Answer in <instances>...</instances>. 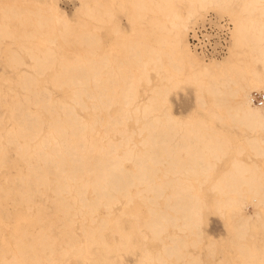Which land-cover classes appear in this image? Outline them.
<instances>
[{"label":"bare ground","instance_id":"1","mask_svg":"<svg viewBox=\"0 0 264 264\" xmlns=\"http://www.w3.org/2000/svg\"><path fill=\"white\" fill-rule=\"evenodd\" d=\"M256 2L82 0L78 16H71L57 0H10L0 4V53H7L12 63L24 66L16 72V81L34 91L36 97L41 95L49 108L58 103V117L64 115L44 130L41 117L29 105V95L24 100L17 98L11 108L0 111V197L9 196L14 211L3 203L0 206L8 220L5 225L13 223L8 235L13 238V233H19L12 247L0 244V264L62 263L59 255L68 262L70 253L82 251L83 236L88 244L84 248L88 250L110 222L121 233V241L130 245V234L114 210L118 203H133L136 195L150 202L165 199L166 208L150 207L144 225L161 240L167 232L172 241L156 251L146 248L136 264H179L167 260L172 255L185 259L184 264H201L200 254L186 251V239L179 232L170 231L169 226L182 232L195 229L200 235L203 233V212L207 207L205 195L200 192L207 182L216 192L215 209L221 214L232 211L237 226L235 235L244 236L242 226L247 229L252 220L260 218L264 207V168L254 159L234 156L226 169L217 171V162L233 153V149L228 152V139L234 137L222 128L208 129L209 120L202 116L195 120L173 114L168 97L180 81L194 80L198 97L213 95L221 104L224 92L236 84L227 73L238 65L239 58L206 61L188 45V27L211 8L233 17L232 44L242 45L241 49L248 47L249 55L252 51L264 69V20L255 17ZM119 7L127 12L134 26L131 34L122 30ZM260 7L259 15L264 16V7ZM102 30L116 36L120 53L106 48ZM63 48L76 49L69 54ZM253 63H249L251 68L245 64L243 79L248 80V85L263 83L264 92V74ZM5 77L11 80L10 76ZM48 77L54 86L71 88L72 99L84 108V113L65 96L56 97L46 84ZM235 92L240 113L236 119L251 130L242 139L256 154L264 156V105L259 107L255 102V91L250 93L241 87ZM84 95L91 98L94 108L114 110L107 119L97 116L88 121L89 104ZM163 107L162 114L159 109ZM130 119L140 123L137 135L141 136L142 147L136 148L137 143L133 142L135 130L126 129ZM97 121L104 126L102 129L94 127ZM196 127L206 131L198 132ZM9 145L14 146L16 158L9 156ZM16 159L24 167L9 173L6 170ZM127 162L133 165L130 167ZM137 185L142 189L134 191L132 187ZM72 186H76L77 196L71 195ZM51 190L57 209L72 207L68 196H72L74 204H82L85 211L79 227L63 231L51 224L47 228L38 218L37 227L33 223L21 226L24 220L29 221V216L36 218L37 212H45V194ZM88 193L93 194L92 198H88ZM248 203L252 204L253 213H245ZM234 243L241 251L243 264H264V240ZM209 246L213 256L214 242ZM9 249L10 255L5 252ZM217 264L232 262L223 257Z\"/></svg>","mask_w":264,"mask_h":264},{"label":"rangeland","instance_id":"2","mask_svg":"<svg viewBox=\"0 0 264 264\" xmlns=\"http://www.w3.org/2000/svg\"><path fill=\"white\" fill-rule=\"evenodd\" d=\"M7 1L10 2V0H0V4H6ZM59 5L65 9L71 16H78L79 13V6L82 4V0H57ZM3 2V3H1ZM255 17L257 19H263L264 16L259 15L260 6L264 7V0H258L255 4ZM215 13L219 17H226L228 18L231 23L233 24L232 29V37L231 42L228 48V51L226 54L222 56H205L195 49H193L190 45L189 35L191 30L201 22H203L210 14ZM117 15L118 19L121 21L122 24V30L127 32L128 34H131L134 32V26L132 22L129 19V16L126 11H123L120 7L117 9ZM105 39L106 42V48H112V50L116 53H120L122 51L121 47L116 43L115 35L113 33L109 34L107 31L102 30L100 32ZM115 40V41H114ZM187 41L189 48L194 51L196 54H198L200 57L205 59L206 61L215 60V61H231L233 59H238V65H236L233 69H231L230 73L228 74V78H231L233 80H236V84L231 86V91L227 90L223 94V103H216V97L213 95H205L202 96V98L197 96L196 88V82L194 80H186L184 79L182 82L180 81V84L178 83V86H174L169 93V107L173 114L184 117V118H194L195 120L199 119L201 116L204 117L206 120H209L207 122L208 129L211 130H219L220 128L224 129L225 132L230 133L228 139V152L233 149V153H228L222 161L217 162L216 170L220 171L222 169H226L229 165V161L234 156H240L244 158L245 160L250 161L251 159H254L258 161L260 166L264 168V156L260 154H256L254 152L249 143L242 139L243 135L246 133H249L251 130L244 125L243 123L239 122L236 119V116H238L240 113L237 111V103L238 100L237 94L235 92V89L239 90L241 87L246 88L247 90L252 93L255 91L256 93H264L262 90L263 83L255 81L253 84L250 83L248 85V80L243 79V72L242 69L245 70V66L247 65L250 67V62H254V67L260 70L264 74L263 65L261 62L256 61V55L252 54L249 55V49L246 46H243L241 49L240 47L242 45H234L232 44V41H234V19L233 17L228 14V12L225 13V11L216 10L214 8H211V10H207L203 12L202 15L195 18L190 26L187 29ZM116 46V48H115ZM232 46V48H231ZM252 46V45H251ZM13 48H18L16 45H13ZM236 48V49H235ZM76 48L61 49L62 51L69 52V54H72L75 52ZM234 49V50H233ZM245 50V51H244ZM252 50V48H251ZM101 51V50H100ZM239 51V52H238ZM244 51V52H243ZM248 51V52H247ZM240 55H239V54ZM242 54V55H241ZM235 56V57H233ZM238 56V57H237ZM229 58V59H228ZM209 60V61H210ZM27 61L29 59L27 58ZM257 63V64H256ZM246 64V65H245ZM262 65V66H261ZM24 68L23 65H18L17 63H12L10 58H8L7 53L2 52L0 53V111H3L4 109L10 107V104L13 103L17 98H21L24 100L25 95L30 96V103L29 105L34 108L39 116L41 117L42 127L44 130H48L51 128V123L55 122L57 118H64V115H61L58 117L57 111H60V105L55 103L53 106H46L44 103V99L41 95L35 96L34 91L25 88L20 82L16 81L17 74L16 72ZM251 68V67H250ZM5 75H8L11 77V80H9ZM152 76H156L154 73H152ZM48 82L46 83L52 90L54 91V95L56 97H66L69 102L75 104L74 100L72 99L73 94L71 88L68 87H59L54 86L51 81L50 77H48ZM194 86V87H193ZM142 91V89H141ZM83 99L88 102L89 108L87 111L90 112L89 115H87V118L90 121L92 117L101 116L104 119H107L110 115V111L114 110V108H94L91 104L92 100L87 95L83 96ZM256 102V101H255ZM264 102V100H263ZM259 104L258 102H256ZM24 105V104H23ZM76 105V104H75ZM256 105V104H255ZM260 105V104H259ZM263 104H261L259 107H261ZM77 109L84 113V108L81 105H76ZM258 106V105H256ZM165 107L159 109L160 112L164 113ZM5 115V114H4ZM3 115V116H4ZM224 116H229L226 119H222ZM90 126V125H89ZM126 129L133 132L135 130L136 133V139L133 142L137 143L136 148L142 147L140 144V135H137V132L140 129V123L136 122L134 119H130L126 122ZM94 127H98L102 129L104 126L100 123V121H97L94 123ZM196 131H203L205 129L201 127H196ZM68 131H73L71 128H68ZM206 131V130H205ZM3 133H5V128L2 130ZM236 135V136H234ZM88 138L91 139V134L87 132ZM120 136V135H119ZM262 138H264V133L261 132ZM240 141L238 143H235L234 141ZM5 143L7 141L4 140ZM9 156L11 158H16V153L14 152V146L9 145ZM23 162L16 159L13 161L12 166L10 169H7L9 173L14 172L16 173L19 168L24 167L22 164ZM128 166H132L133 164L131 162H127ZM1 180L3 183H6L5 180L1 176ZM209 182L205 183L201 187L204 189L200 193L205 195L206 200V207L204 209L203 214V226H202V234L200 235L197 230H190L185 229L184 232L180 231L178 227L169 226L170 231H177L183 236L186 241L188 242L187 247H183L186 251H189L192 253V255H198L200 254L201 258V264H217L218 260L223 257H228L232 264H243L242 259L240 258L242 256L241 251L238 246L234 243V240L237 242H257L261 243L264 240V225L262 223V219H264V207L261 208L260 214L262 219L256 217L254 220L251 221V224L246 229L242 226L244 230V236H241L242 233H239L240 236L237 234L235 235V232L237 231V226L235 224L233 213L232 211H229L225 214L219 213L215 207H214V200L216 197V192L209 188ZM72 194L77 196L76 186H72ZM134 191H137L138 189H142L141 185H137L132 187ZM209 189V190H208ZM146 194V193H145ZM48 198V208L45 209V212H37V216H29V221H25L22 223L23 225H28L29 223H33L34 227H37V218L42 220L43 225L47 228L53 224L54 228L58 230H68L71 227H79L80 225V219H81V213L85 211V208L82 207V204L73 203L72 196H68V202L72 204V207L68 210L67 208L63 209H57L55 204L53 203L54 198V192L51 190L45 194ZM44 195V196H45ZM147 195H152V193H147ZM45 196V197H46ZM93 194L88 193V198H92ZM0 203H3L4 205H7L10 207L11 211H14V208L12 207V203L10 200V197H0ZM249 208L245 211V213H253V206L251 203H248ZM150 207L155 208H166L165 206V199L159 198L157 201H147L145 197L141 195H136L134 202L130 205L125 206L122 203H118L115 206L114 213L119 216L122 220V227L128 231L130 234V245L124 244L121 241V233L117 229V227L113 223H109L106 225L104 230L102 231V234H97L96 238L93 242L89 244V249H85L84 247L87 244L85 237L83 236V243H81V246L83 247L82 251L79 254H72L70 253L69 257L70 260L67 262L66 259L62 255H59L58 258L63 261L60 263L57 261L56 264H136L140 256L143 254V251L146 248H149L153 251H156L158 249L162 248L163 243L172 244V241L167 238V232H164L162 237L163 240H161L158 237H155L154 233L151 229L146 227L144 225L145 219L150 216L149 209ZM36 211V208L34 209ZM101 211L103 209L101 208ZM122 211H125L122 213ZM25 213V212H24ZM28 213L26 212L25 215ZM72 219V221L70 220ZM74 219V223H73ZM8 222L6 216H4L3 212L1 211L0 206V244H3L4 246L10 245L13 246L12 243L14 242V237H18L19 233L15 232L12 234L14 236L13 238L9 236V232L11 231V228L13 226V223H10L9 225H5V223ZM88 223V222H86ZM19 226V227H21ZM33 227V228H34ZM50 231V230H49ZM77 232L81 234V231L78 229ZM11 233V232H10ZM251 234L254 236L251 237ZM6 237V239H4ZM214 242V248L215 252L213 256L209 254L210 247L209 244L211 242ZM7 254H11L12 251L6 250ZM189 259V257H187ZM167 260L170 261V263H176L178 261L179 264H184L185 259H178L176 256L172 255L167 257ZM151 264H158L157 261H153ZM198 264V263H195Z\"/></svg>","mask_w":264,"mask_h":264},{"label":"built area","instance_id":"3","mask_svg":"<svg viewBox=\"0 0 264 264\" xmlns=\"http://www.w3.org/2000/svg\"><path fill=\"white\" fill-rule=\"evenodd\" d=\"M233 24L226 17L210 14L203 22L196 25L190 32L189 40L193 49L209 56H222L227 53ZM262 93H255V101L263 104Z\"/></svg>","mask_w":264,"mask_h":264}]
</instances>
